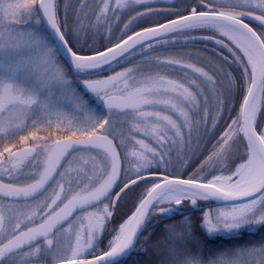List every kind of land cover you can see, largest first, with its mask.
Listing matches in <instances>:
<instances>
[{"label": "snow or ice", "instance_id": "1", "mask_svg": "<svg viewBox=\"0 0 264 264\" xmlns=\"http://www.w3.org/2000/svg\"><path fill=\"white\" fill-rule=\"evenodd\" d=\"M156 2L128 0L144 10L133 9L125 30L146 17L163 19L101 48L92 17L111 19L108 0H100L99 14L87 11L85 0H0V114L15 117L0 133L30 129L20 135L19 155L0 148V196L24 202L18 216L0 215V264H128L133 253L149 251L152 234L141 237L154 218L174 215L183 218L160 230L166 236L158 264H239L243 255L264 264V246L208 247L264 229V0ZM205 29L212 31L198 34ZM197 42L205 47L185 50ZM206 42L221 49L215 63L202 55ZM122 61L131 66L106 75ZM129 121L133 135H118V122ZM148 121L159 131L157 148L134 138ZM173 144L184 154L174 155ZM202 147L209 154L193 169L190 156ZM149 183L135 211L111 227L118 202ZM207 200L228 210L203 211L199 228L208 241L197 240L186 213ZM69 229L76 242L65 247L58 237Z\"/></svg>", "mask_w": 264, "mask_h": 264}, {"label": "rangeland", "instance_id": "2", "mask_svg": "<svg viewBox=\"0 0 264 264\" xmlns=\"http://www.w3.org/2000/svg\"><path fill=\"white\" fill-rule=\"evenodd\" d=\"M176 1L177 0H175V2ZM61 2H63V0H61ZM85 3H87V5H88L87 11H89V12L95 11L97 14H99V8L103 6L100 3V0H85ZM108 3H109V11L107 12V16L111 19H101L100 21H96L95 16L92 17L93 23L97 24L98 35L96 37V43H97V46L101 47V48H103L104 46H110V41H111V43L116 42V39L121 37L122 35H124L125 31H127V34L131 35V34H133L134 31H139L143 27L151 26L152 24H155L158 20L163 19V17H160V16L146 17L143 19L147 20V23H144L143 21H137L136 23H133L132 25H130V27L127 30H125L124 24H126L131 19V17L135 15V11L133 9L143 11L144 10L143 7L140 5L129 4L128 0H119V3L122 5L119 8H117V0H108ZM164 3H165V0H157V2L155 3L154 6L158 7V8L163 7ZM259 28L260 27H257V29H259ZM225 43L230 44L231 42L225 41ZM224 49L228 51L227 48H224ZM224 55H230V54H229V52L228 53L226 52ZM197 64H202V63L198 62ZM129 66H131V64L126 63L125 65L121 66L120 69H116L115 71H121L122 67H129ZM233 66L235 67V65H233ZM105 73H106V75H114L115 74V72L112 70L107 71ZM170 78H172V77H170ZM260 103L264 104V94H261ZM96 107L98 109L102 108L99 101L96 102ZM84 118L86 119L87 117L85 116ZM173 118L176 119L177 114L173 113ZM14 120H15V117H10L7 113L0 114V125H2L5 129H8L10 126H14V124H13ZM153 123H154L153 121H148L147 125L141 124L140 125L141 131L134 133V138L139 139V140H143L145 142V144L151 148H157L158 145H157L156 137L159 135V131L152 127ZM130 125L134 126L135 122L129 121V122L123 123V124H120L118 122V126L116 127V133L118 135H123L124 137H128L130 135H133V133L129 132V126ZM28 131H30V129H26L25 131L20 132L16 136H9L7 132L0 133V148H2L5 144H7L9 147H11L13 149V151L19 149V147H16V145L19 142L20 135H27ZM53 131H55V129H53ZM46 134L47 133L45 131H39L38 132V135H40V136H45ZM168 135H169V137H171L172 133L169 132ZM57 136L61 137V138H66V137H62L61 133H59V135H57ZM26 146H31V145L30 144L25 145V147ZM205 146H207L210 149V145H205ZM172 148L174 151V155L176 154L177 149L180 150L179 151L180 155L184 154V146L183 145L173 144ZM129 150L130 151H140V148L138 145L133 146L132 144H129ZM208 154H209L208 152L203 151V147H202L200 153H198L196 156H190L192 168L194 169L196 167H199L200 163H202V161H203V156L206 157ZM82 155H83V153H82ZM0 159H2V158H0ZM237 162H239V161H237ZM13 163H15V161H13ZM211 166L212 165L210 164L209 167H211ZM185 171H188V169L181 168L179 174H184ZM25 172L27 173V169L25 170ZM4 182H8L7 178L5 179ZM23 183L24 182H22V184ZM149 186H150V183H149V185L141 184L138 187L134 188L133 191L129 192L126 195L128 197V199L130 200V202H127V204L123 208H120L116 212V215L111 220V227H118L120 223H122L125 219L128 218V215L135 209V206L140 201V199L143 198L144 196H146V188ZM50 193H51V189L46 194V196L49 195ZM35 203H32V204H35ZM40 203H42V201ZM217 209H221V208H214L212 211H209V212L214 213ZM223 209L228 210L227 207H223ZM200 216H202V213L199 214L197 216V218H199ZM154 221H155V223L160 222V218H154ZM199 221H200V219H198L197 222H199ZM88 222L89 221L87 219L84 221L85 226H87ZM167 223H168V221H164L163 224H167ZM201 223H202V221H201ZM76 224L79 225V221H76ZM198 230H200L202 232L203 237L207 238L204 231H202L200 228H198ZM149 233L150 232H148V234ZM256 233H257V230H255V231L252 230V231H247L245 233H242L241 235L236 237V238H238V242L236 245L234 244V246H237V247L242 246V245H240L241 244L240 241H242V239L248 238V237H250ZM60 239H62V242H60V243H62L65 247H67L68 245L75 246V242H76L75 241V235L73 234V231L71 229L67 230L63 235L59 236L58 240H60ZM214 240H216V239H214ZM224 240L226 241V243L224 245H222L223 246L222 248L219 247V248H221L220 251L229 248L230 245H233V244H229L231 242V240H229L227 238H225ZM224 240H219V241L214 242V243L218 244ZM252 240H253V245L251 247L260 248L261 246H264V236L263 235L262 236H259V235L255 236ZM207 241H208V239H207ZM149 242H150L149 245L151 246L152 242L150 241V239H149ZM208 242H212V240L208 241ZM213 244L212 245L210 244V245L213 246ZM147 245L148 244L145 245L146 248H147ZM138 255H139V257L137 259H140L144 256L143 253L138 254ZM236 259H238L239 264H258V261L261 259V257L259 255H255V256L243 255V256H240Z\"/></svg>", "mask_w": 264, "mask_h": 264}, {"label": "trees", "instance_id": "3", "mask_svg": "<svg viewBox=\"0 0 264 264\" xmlns=\"http://www.w3.org/2000/svg\"><path fill=\"white\" fill-rule=\"evenodd\" d=\"M176 2L177 3H180V2H182V0H177ZM211 31H212L211 29H205V30H202V32L201 33H198V34H207V33L211 32ZM216 38H222V39H224V41L230 42L227 37H221L219 33L216 34ZM206 44H207V51L203 52L202 55L205 58H207L208 60H212V62L215 63L216 62V59H218V57H216L214 59L213 58V52L215 50L218 53L219 51H221V49H220V47L218 45H215L212 42H206ZM204 47H205V44L204 43L197 42L195 45L188 46V48H186L185 50H193L194 51L196 49H203ZM222 51H223V54H225L226 52L228 53V51L225 50V49H222ZM130 59H133V58H130ZM200 63H202V64H197V66H202V67H204L205 71H209L211 73V71L213 69H212V66L210 64L204 63V62H200ZM125 64H126L125 62H123V61L121 62V65L122 66L125 65ZM121 65H115L114 64V65L110 66L108 69H105V72L111 71L113 68L115 70L116 69H120L121 68ZM53 134L59 135V133H56L55 131H53ZM206 157L203 156V160ZM127 202H130V200L128 199L127 196H124V198L118 202V206L116 208V211H115L114 216L116 215V212L120 208H123L127 204ZM138 203L136 204V206L138 205ZM223 207H227V206L226 205H222V204L220 205V204H214V203L212 204V203H210V204L206 205L204 211H206V210L207 211H212L214 208H223ZM133 211H135V209ZM132 212L129 215H131ZM182 218L183 217H179V218H176V219H171L170 221H168L167 224H163L164 222L162 224L160 222L154 223L153 224V227L149 228L146 232H144L143 236L141 237V240H143L144 237L148 234V232H150L152 234L150 236V241L152 242V245L151 246L149 245L150 242L147 245V248L149 249V251L147 252V254H144V256L142 258H140V259H137L139 257L138 254L133 253L132 257H130L129 260H128V264H158L157 254L158 253L159 254H163V251H164V241H165V236H166V233H164V232H162L160 230L163 229V228H166L168 225L178 224V222ZM192 218L195 221V223L197 224V227H196L197 229L195 230L196 239L197 240L207 241L208 238L203 237L202 232L200 230H198L199 224L201 223L202 220H200L199 222H197L198 221V218L197 217H192ZM255 230H257V233L256 234H253L252 236H250L248 238L242 239V241H240L241 242L240 245L247 246V247H251L253 245V240L252 239L255 236H258V235L259 236H262V235L264 236V229H253V231H255ZM245 232H247V231H245ZM245 232H243V233H245ZM149 234L147 236H149ZM224 239L225 238H222V237L216 238V240H212V242H208V247L211 248L213 251H220L221 248L223 247L222 245H224L226 243V241ZM227 239L231 240V242L229 244H233V245H230L229 248L237 247V246H234V244L235 245L237 244L238 238L234 237V238H227ZM219 240H224L225 242L224 241H221L218 244L217 243L216 244L214 243V242H217ZM210 244L211 245L213 244V246H211ZM188 246L191 247L192 245L189 244ZM219 247H221V248H219Z\"/></svg>", "mask_w": 264, "mask_h": 264}, {"label": "flooded vegetation", "instance_id": "4", "mask_svg": "<svg viewBox=\"0 0 264 264\" xmlns=\"http://www.w3.org/2000/svg\"><path fill=\"white\" fill-rule=\"evenodd\" d=\"M245 21L249 22L251 24V26H253L255 28L260 27L259 23L251 21V19L248 17H245ZM26 147H30V146H26ZM5 183H7V182H5ZM18 186H21V185H18ZM46 194H45V196H46ZM44 198L45 197H43V196L38 197V201L43 202ZM35 202H37V201H29V203H35ZM23 203L24 202H17L15 200H10V199H5V198L0 197V215L4 216L6 219H8L10 217L18 216L20 211L24 210L23 209ZM198 205L200 207L197 211L189 212L186 214L191 216V217H197L199 214L203 213V211L206 207V203H204L203 201H198ZM179 217H182V215H174L168 219H176ZM66 228H67V226H66ZM59 241L62 242V239H60ZM41 264H52V262L51 261H42Z\"/></svg>", "mask_w": 264, "mask_h": 264}, {"label": "water", "instance_id": "5", "mask_svg": "<svg viewBox=\"0 0 264 264\" xmlns=\"http://www.w3.org/2000/svg\"><path fill=\"white\" fill-rule=\"evenodd\" d=\"M252 20V19H251ZM252 21H254V22H257V23H259L258 21H256V20H252ZM15 153H17V155H19V153H20V149L19 150H17V151H15ZM62 163H63V161H62ZM1 198H5V199H10V200H14V199H12V198H6V197H2V196H0ZM214 201V200H213ZM215 202H217V201H215ZM218 204H223V203H220V202H217ZM74 215H75V213H74ZM70 219H71V217H70Z\"/></svg>", "mask_w": 264, "mask_h": 264}]
</instances>
